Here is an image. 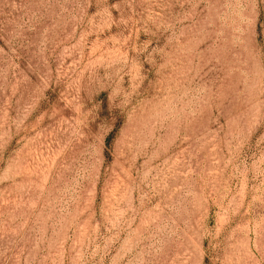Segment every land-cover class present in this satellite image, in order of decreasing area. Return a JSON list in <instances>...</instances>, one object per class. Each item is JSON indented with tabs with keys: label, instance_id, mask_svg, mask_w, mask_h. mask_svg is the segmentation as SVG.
Wrapping results in <instances>:
<instances>
[{
	"label": "rangeland",
	"instance_id": "1",
	"mask_svg": "<svg viewBox=\"0 0 264 264\" xmlns=\"http://www.w3.org/2000/svg\"><path fill=\"white\" fill-rule=\"evenodd\" d=\"M0 264H264V0H0Z\"/></svg>",
	"mask_w": 264,
	"mask_h": 264
}]
</instances>
